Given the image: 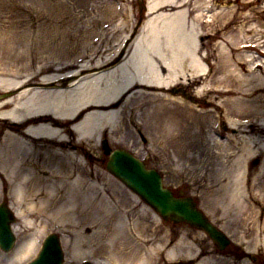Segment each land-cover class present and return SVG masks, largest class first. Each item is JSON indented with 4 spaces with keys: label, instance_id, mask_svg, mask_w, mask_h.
Segmentation results:
<instances>
[{
    "label": "bare ground",
    "instance_id": "bare-ground-1",
    "mask_svg": "<svg viewBox=\"0 0 264 264\" xmlns=\"http://www.w3.org/2000/svg\"><path fill=\"white\" fill-rule=\"evenodd\" d=\"M260 1L80 0L75 16L38 13L15 28L0 17V202L15 215L16 238L10 251L0 249V264H25L54 226L70 236L61 237L64 264H257L264 256V35L253 23ZM69 21L80 39L56 35ZM34 25L51 31L33 36ZM182 79L202 85L197 104L171 92ZM137 132L148 136L144 148ZM104 137L161 161L170 181L185 180L238 249L219 253L209 242L203 253L184 233L176 242H136L141 224L131 223L132 206L147 209L93 161Z\"/></svg>",
    "mask_w": 264,
    "mask_h": 264
},
{
    "label": "rangeland",
    "instance_id": "rangeland-1",
    "mask_svg": "<svg viewBox=\"0 0 264 264\" xmlns=\"http://www.w3.org/2000/svg\"><path fill=\"white\" fill-rule=\"evenodd\" d=\"M238 1H245V0H238ZM89 4H90V2H89ZM143 5H145V0H142V7H143ZM263 5H264V0H261L255 6L257 8L258 13H256V15L254 16L255 18L253 19V23H254L255 27L258 29V31L262 32L261 34H259L258 37L264 35V13H263V7L264 6ZM139 6L140 5H135V8H138ZM261 6H263V7H261ZM79 11H80V0H0V17L4 18L5 20H8V18H10L11 22L5 23L4 25L5 26H11L13 28L20 26V24L16 23V21L21 20V17H23V16L34 15V14H38V13L39 14H45V13H49V12L50 13L62 12V13H66L70 16H75V14H79ZM89 18H92V19L96 18L95 14L91 10H90ZM12 21H15V22H12ZM77 22H80V21L78 20ZM77 22H76V24L78 25ZM71 23H73V22L69 21L65 25L61 26V28L59 30H55V32L57 33L56 35L57 36H65L67 34H70L74 38L80 39L83 36L82 32L81 31L74 32L75 31L74 26H71L70 25ZM50 31L51 30L49 27L44 28V26L38 27V26L34 25L31 28L30 33H32V35L34 36L36 34L48 33ZM248 55H255V52H249ZM176 84L177 85L173 86V88L171 90V92L174 95L181 97L183 100H185L188 103L197 104L194 102V100H193L194 98L192 96H194L195 93L197 92V90H199L201 88V86H202L201 84L198 83V84L191 85L185 79H182L179 82L177 81ZM104 139H105V137H104ZM136 139L140 143V148H144V146L148 145V136L146 134L141 133V132H137L136 133ZM102 140L103 139L100 140L99 138L96 140V145L99 148V154H98V156L97 155L93 156V161L95 163H97L98 165H101L106 171H108L106 169V163L108 160V156L104 154V151L102 149V146H101ZM107 146L110 149H122V150H125L131 154L134 152L133 148H130L128 146L115 148L114 146H111L109 141H107ZM138 156H139L138 157L139 160H141V159L144 160V162H145L144 164L147 168L155 169L156 171H158L160 173V175L162 176L163 184L165 187L170 188L174 192L175 191L176 192L181 191L183 197L192 196L196 200L198 206L205 212L204 208L200 205L199 197L195 194H192V191L186 185H182V183H184L185 180H183L184 182L181 181L180 183H174V182L170 181L167 177V171L165 170V168H163L162 162L156 161V160H154V161L147 160V159L145 160L143 158L145 156L144 150H141L139 152ZM118 181H120V180H118ZM186 182H188V181H186ZM129 192L132 193L128 189V193ZM130 193H129V196H131ZM131 198L133 199L132 196H131ZM138 200L141 201L139 198H138ZM3 201L6 202V204L8 205L7 200H2L1 202H3ZM141 205L146 207L147 213L144 214V212H142V211L140 212L139 207H136L135 205H133L132 206V214H131V218H130L131 223H136V224L140 223L141 224V227L139 230L137 228V231H133V233H134L133 239L136 242H141V241L146 240V239H151L152 240L151 242H154L156 240H163L165 238H169V239H171L172 242H176L178 237L182 233H184L185 239H188L189 241L194 240V247H197L198 250L203 251V253H204L207 245L209 244V242H213L203 232H200V231L195 230V229H191L188 226L181 225V226L177 227V226H172L171 224H169V225L166 224L144 202L141 201ZM154 215H156L160 221H158ZM136 224H135V227H137ZM165 229H167L169 231L166 232ZM49 232H57L60 235H66V236L68 235L66 228L62 227V226H54V227L47 228L46 232L44 233V236ZM201 233H203L204 236ZM224 234L230 239V244L226 248H224L222 251H220L218 249H217V251L219 253L225 254V253H231V252L235 251L236 249H238L237 246L235 245L233 239L228 234H226L225 232H224ZM41 242H42V240L40 241V246H41ZM37 252H36V254H37ZM36 254H35V256H36ZM35 256L28 259L25 263L32 260ZM83 261H91V260L88 258H85V259H82L77 264H80ZM255 261L257 262V264H264V256L259 257Z\"/></svg>",
    "mask_w": 264,
    "mask_h": 264
},
{
    "label": "water",
    "instance_id": "water-1",
    "mask_svg": "<svg viewBox=\"0 0 264 264\" xmlns=\"http://www.w3.org/2000/svg\"><path fill=\"white\" fill-rule=\"evenodd\" d=\"M103 148L106 154H110L107 169L139 195L165 221L174 224L185 223L203 230L219 249H223L229 243L224 234L197 209L196 203L191 198L176 197L169 189L164 188L161 177L156 171L146 169L142 162L124 150L117 149L111 152L106 142H103ZM12 222L11 212L5 204H1L0 248L4 251H8L14 245L15 237L10 229ZM63 259L60 238L57 234L51 233L44 238L38 256L29 264H63Z\"/></svg>",
    "mask_w": 264,
    "mask_h": 264
}]
</instances>
